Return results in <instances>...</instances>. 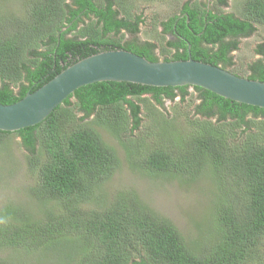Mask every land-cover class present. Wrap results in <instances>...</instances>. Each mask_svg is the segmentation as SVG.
Listing matches in <instances>:
<instances>
[{"label":"trees","instance_id":"obj_1","mask_svg":"<svg viewBox=\"0 0 264 264\" xmlns=\"http://www.w3.org/2000/svg\"><path fill=\"white\" fill-rule=\"evenodd\" d=\"M126 1L0 0V104H13L67 66L112 49L150 62L160 60L155 49L162 61L186 60L189 50L192 60L227 70L236 40L255 33V25L264 26V0H243L240 18L187 2L159 24L171 41L121 44L115 38L119 32L136 35L143 22L140 16L118 18ZM215 1L216 7L227 3ZM83 19L89 23L79 29ZM254 53L259 59L248 65L247 79L264 82V39ZM187 89L94 83L76 90L39 124L0 131V146L17 135L28 153L34 183L27 197L42 208L34 215L6 204L0 211V264L19 258L32 264L41 259L47 264H264V121L256 123L261 136L251 131L264 119V109L193 87L199 100L194 115L201 120L192 117L195 127L184 135L178 117L157 113L156 106L176 97L183 101ZM143 95L156 106L140 129V108L132 100ZM101 133L122 146L131 170L146 179L162 177L189 188L204 175L212 178L211 235L201 251L134 190L103 197V186L120 167L115 148Z\"/></svg>","mask_w":264,"mask_h":264},{"label":"rangeland","instance_id":"obj_2","mask_svg":"<svg viewBox=\"0 0 264 264\" xmlns=\"http://www.w3.org/2000/svg\"><path fill=\"white\" fill-rule=\"evenodd\" d=\"M187 2L189 4L202 2L208 4L209 9L216 8L223 14H233L238 18L242 14L243 0H227L225 6L217 7L215 0L210 2L206 0H129L122 3V7L118 8V18L132 21V18L140 16L143 22L138 24L139 31L135 36L121 30L115 38L121 44L134 39L139 43L150 41L156 44L171 41L172 37L169 34L163 35L159 24L169 17L178 15L180 8ZM88 23L89 20L83 19V23H80L78 28L81 29ZM255 27L256 31L251 36L236 40L238 43L237 50L229 53L232 66L226 71L242 78H247L249 75L248 65L259 59V56L254 53V48L264 39V26L255 25ZM158 54L159 49H156L155 55L162 60L163 55L159 56ZM187 94L183 101H180L179 97L174 98L173 101L163 100L162 106H156L148 95H143L140 100L133 99L132 101L140 108V129L147 123V115L154 104L157 113L166 117H178L181 123L180 127L185 131L184 135L189 134L195 127V124L191 122L192 117L195 120L201 119L198 115H194L195 106L199 104L196 93L192 88H188ZM77 116L81 117V114L78 113ZM261 121L264 119H257L255 124L251 126L253 134L258 136L262 135L260 134L261 126L256 123ZM138 133L135 132L136 135ZM101 136L106 143L115 148L120 167L103 186V197L111 199L120 190H134L140 201L144 202L152 211L167 218L184 240L190 241V246L198 243V251H201L203 242L211 235L208 233L212 225L208 212L212 207L211 201L214 199L215 189L212 178L209 175H204L196 184H190L189 188L187 185L176 184L174 180L163 179L162 177L146 179L145 176L131 170L124 155L125 151L116 140L106 133H101ZM152 141L153 139L150 138V143ZM27 154L17 135H11L8 141L0 146V211L6 204L24 207L34 215L42 211L40 203L27 197V189L32 187L34 183V179L26 167ZM17 261L16 264H32L31 261L28 262V259L19 258ZM39 261L38 264H47L48 260L41 259ZM53 261L51 260V263Z\"/></svg>","mask_w":264,"mask_h":264},{"label":"water","instance_id":"obj_3","mask_svg":"<svg viewBox=\"0 0 264 264\" xmlns=\"http://www.w3.org/2000/svg\"><path fill=\"white\" fill-rule=\"evenodd\" d=\"M100 82L154 88L198 87L231 102L264 109V82L239 77L190 56L180 61L150 62L130 51L112 49L67 66L13 104H0V131L14 133L35 126L76 90Z\"/></svg>","mask_w":264,"mask_h":264},{"label":"flooded vegetation","instance_id":"obj_4","mask_svg":"<svg viewBox=\"0 0 264 264\" xmlns=\"http://www.w3.org/2000/svg\"><path fill=\"white\" fill-rule=\"evenodd\" d=\"M207 2H210L211 0H206ZM208 5V4H207ZM208 7V6H207ZM166 35H168V34H166ZM133 36H135V35H133ZM67 37H70L69 35H67ZM132 41V40H131ZM134 41L137 43V45H142V44H145L144 42L143 43H139V42H137L136 41V39H134ZM126 42H129V41H126ZM125 43V42H124ZM187 55H188V57L190 56V53L187 51ZM148 96H150V95H148Z\"/></svg>","mask_w":264,"mask_h":264},{"label":"clouds","instance_id":"obj_5","mask_svg":"<svg viewBox=\"0 0 264 264\" xmlns=\"http://www.w3.org/2000/svg\"><path fill=\"white\" fill-rule=\"evenodd\" d=\"M144 43H149V42H144ZM156 50V49H155ZM155 52V51H154ZM159 61H161V60H159ZM169 61H171V60H169ZM188 88H191V87H188Z\"/></svg>","mask_w":264,"mask_h":264},{"label":"crops","instance_id":"obj_6","mask_svg":"<svg viewBox=\"0 0 264 264\" xmlns=\"http://www.w3.org/2000/svg\"><path fill=\"white\" fill-rule=\"evenodd\" d=\"M146 42L153 43V42H150V41H146ZM158 55H159V54H158Z\"/></svg>","mask_w":264,"mask_h":264}]
</instances>
